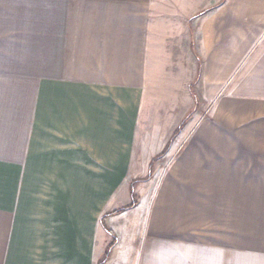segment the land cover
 Returning <instances> with one entry per match:
<instances>
[{
	"label": "crops",
	"instance_id": "obj_1",
	"mask_svg": "<svg viewBox=\"0 0 264 264\" xmlns=\"http://www.w3.org/2000/svg\"><path fill=\"white\" fill-rule=\"evenodd\" d=\"M192 113L159 159L261 145L238 132L264 127V0H0V264H98L113 235L106 264H264L170 233L157 202L102 222ZM130 210L152 228L119 261L108 219Z\"/></svg>",
	"mask_w": 264,
	"mask_h": 264
},
{
	"label": "rangeland",
	"instance_id": "obj_2",
	"mask_svg": "<svg viewBox=\"0 0 264 264\" xmlns=\"http://www.w3.org/2000/svg\"><path fill=\"white\" fill-rule=\"evenodd\" d=\"M193 118L192 113L188 121ZM257 128L238 132L244 145L249 143L256 149V142L261 143L254 154L244 151L238 156L234 138L226 139L224 133L223 156L216 155L214 145L210 147L209 143V147L201 146V153L196 147V156L190 157L194 162L189 163L183 160L178 141L164 158L157 160L151 180L137 185L141 205L137 215L146 217L153 202H157L164 205L157 211L159 224L170 233L189 227L192 236L200 234L208 242L217 239L223 249L264 253V127ZM132 178L128 176L110 206L129 202L128 185ZM111 196L113 199L115 195ZM131 212L108 219L120 238L116 252L120 253L119 261H123L124 253H133L134 249L145 253L152 228L151 213L145 220H136L131 219Z\"/></svg>",
	"mask_w": 264,
	"mask_h": 264
},
{
	"label": "trees",
	"instance_id": "obj_3",
	"mask_svg": "<svg viewBox=\"0 0 264 264\" xmlns=\"http://www.w3.org/2000/svg\"><path fill=\"white\" fill-rule=\"evenodd\" d=\"M188 121V117H186V119H184L182 121V123L175 129L174 134L172 136V138L169 140V142L167 143L165 149L162 151V153H160L158 156L154 157L150 163V168H149V172L145 177H141V178H136L133 179L131 181L130 184V195H131V201L129 204L122 206L114 211H111L109 213H106L103 218H102V222H105V218L107 216L110 215H115V214H120L128 209L134 208L137 204H138V195L136 193V185L139 182H143V181H147L149 179L152 178L153 176V172H154V166L155 163L157 162V160L162 157V155H164L167 150L169 149V147L171 146V143L173 142V140L177 137V135L180 133V131L182 130V128L185 126V124ZM117 242V237L115 235H113V238L111 240V242L109 243L108 247L105 250L104 255L102 256V258L98 261V264H106V262L110 259L111 253H112V249L114 248V246L116 245Z\"/></svg>",
	"mask_w": 264,
	"mask_h": 264
}]
</instances>
